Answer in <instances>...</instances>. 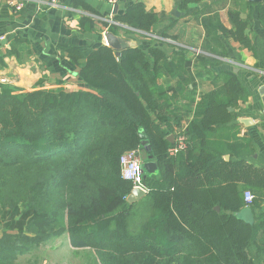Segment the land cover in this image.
<instances>
[{
	"label": "trees",
	"instance_id": "obj_1",
	"mask_svg": "<svg viewBox=\"0 0 264 264\" xmlns=\"http://www.w3.org/2000/svg\"><path fill=\"white\" fill-rule=\"evenodd\" d=\"M259 16L264 24V0ZM114 21L101 24L114 34L149 33L158 15L137 2ZM232 21V29L219 23L214 31L245 41L247 23L239 13ZM80 26L99 30L89 16ZM16 44L8 54L17 53ZM204 48L211 50L209 42ZM63 51L79 68L78 89L0 83V264H41L37 252L63 234L98 264H264V212L253 224L237 215L249 187L262 192L264 168L245 159L250 149L239 147L236 131L225 134L237 128L228 125L236 119L229 107L249 98L238 77L225 75L223 86L202 96L184 147L171 154L179 143L169 135L178 137L184 117L177 101L195 100L164 50L138 45L117 55L100 43ZM163 76L180 81L165 85ZM142 148L157 170L144 171L149 191L130 203L133 183L123 177L120 157ZM260 205L256 195L249 207Z\"/></svg>",
	"mask_w": 264,
	"mask_h": 264
},
{
	"label": "crops",
	"instance_id": "obj_2",
	"mask_svg": "<svg viewBox=\"0 0 264 264\" xmlns=\"http://www.w3.org/2000/svg\"><path fill=\"white\" fill-rule=\"evenodd\" d=\"M183 1L117 0L110 3L107 0H60L58 6H52L50 0H0V54H7L4 59L6 66L0 67V76L7 78L8 84L24 91L39 85L76 90L79 68L70 62L63 51L65 46L108 45L109 34L144 49L157 45L189 81L186 83L195 100V103L189 104L186 99H178L184 117L181 132L178 128L175 130L179 135L177 138L174 136V141L179 143L183 138V132L185 134L194 118L196 104L202 96L223 86L225 75L234 73L248 90L249 98L245 102L239 101L236 108L229 107L230 111H235L236 119L228 125H237V128L227 127L225 134L231 135L236 131L242 140L239 147L248 144L250 149L245 153V159L264 168V24L259 16L263 0H200L186 6ZM137 2H142L146 10L158 15L151 32L135 30L126 33L122 29L114 34L101 24L103 21L116 23L114 17ZM20 3L23 6L18 10L16 6ZM83 4L90 9L84 8ZM236 13L247 23L245 41H239L221 30L214 31L219 23L232 29V16ZM83 16L95 19L100 31L82 30L80 19ZM208 27L213 30L211 37L207 36ZM154 35L172 41L160 38L156 41ZM18 39L20 41L16 44ZM206 42H209L211 50L204 48ZM14 43L17 53L8 54ZM179 81L180 77L163 76L160 79L161 83L170 86ZM235 141L232 139L230 142ZM230 157L228 154L225 158L229 160ZM247 190L257 195L261 203L252 209L255 222L264 212V187L262 192L254 187ZM263 234L261 230L259 235Z\"/></svg>",
	"mask_w": 264,
	"mask_h": 264
},
{
	"label": "rangeland",
	"instance_id": "obj_3",
	"mask_svg": "<svg viewBox=\"0 0 264 264\" xmlns=\"http://www.w3.org/2000/svg\"><path fill=\"white\" fill-rule=\"evenodd\" d=\"M142 162H148L149 157L145 149H140ZM3 232V225L0 221V234ZM92 251L89 249H75L70 245L69 237L66 234L56 238L37 252L41 264H98L92 260Z\"/></svg>",
	"mask_w": 264,
	"mask_h": 264
},
{
	"label": "built area",
	"instance_id": "obj_4",
	"mask_svg": "<svg viewBox=\"0 0 264 264\" xmlns=\"http://www.w3.org/2000/svg\"><path fill=\"white\" fill-rule=\"evenodd\" d=\"M110 3H116L117 0H107ZM60 0H50V5L52 6H58ZM23 6V3L17 4L16 8L19 10ZM154 38H160L172 41L170 39H167L165 37L161 36H153ZM8 80L5 77L0 76V83H7ZM184 147L183 138H180V142L177 147L170 150L171 154H176L177 151ZM140 151L138 149L128 150L124 152L120 157V162L122 165V175L125 179L130 180L133 183L134 187H139L144 189L145 191H149V188L144 183V168H143V162L140 157ZM254 193L251 190H246L244 193V200L246 203V206H250L254 201Z\"/></svg>",
	"mask_w": 264,
	"mask_h": 264
},
{
	"label": "water",
	"instance_id": "obj_5",
	"mask_svg": "<svg viewBox=\"0 0 264 264\" xmlns=\"http://www.w3.org/2000/svg\"><path fill=\"white\" fill-rule=\"evenodd\" d=\"M107 41H108V45L112 46L113 48L117 49V55L120 54V50L125 49L129 46H135V44H131L129 43L126 39L115 36L113 34H109L107 36ZM143 145L148 146L147 140H146V135L143 134ZM174 135L169 136V140L174 142ZM143 168L144 171L147 172H154L157 170V164L154 161H146L143 162ZM147 191H145L142 188L139 187H134L131 191V193L128 195L127 197V201L130 203H135L137 201H139L141 198H144L147 195ZM217 209L219 210L220 207H217ZM238 217L244 219L246 222L253 224L254 223V214L252 211V208L247 206L244 209H242L240 212L237 213Z\"/></svg>",
	"mask_w": 264,
	"mask_h": 264
}]
</instances>
